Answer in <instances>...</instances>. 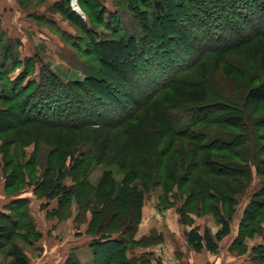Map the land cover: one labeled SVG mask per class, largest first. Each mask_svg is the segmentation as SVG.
Masks as SVG:
<instances>
[{
  "label": "rangeland",
  "instance_id": "374dc122",
  "mask_svg": "<svg viewBox=\"0 0 264 264\" xmlns=\"http://www.w3.org/2000/svg\"><path fill=\"white\" fill-rule=\"evenodd\" d=\"M2 1L4 3H1ZM100 1L106 5L107 11L112 12L118 7L123 16L120 24L128 32L125 33L126 36L132 34L137 19L134 17V12L129 9V1ZM158 1L132 0L131 3L145 11L143 18H147L150 26L167 28L168 36H171L174 39V45H178L181 49L170 55L169 59H173L171 62L178 61L184 56L183 64L189 65L183 70L186 78L183 77V81H175L167 87L165 95H158L153 100L154 107H149L148 104L142 106L141 114L144 117L142 121L147 122L149 127L138 129L142 137L144 134L147 135L140 141V145L138 144L139 148L146 150V153H141V156L149 161L164 160L163 167L167 171L165 173L167 178L164 179L159 172L163 171L162 168L149 164L142 169L148 175L139 176L136 179V181L143 180L148 185L152 184L145 191L142 209L145 203V207L154 209L155 214L149 213L146 224L177 226L180 230L197 228L199 232H202L204 227H209L211 231H214L219 228L220 217L224 215L230 223L231 232L220 243L221 247L216 251L215 260L223 264H250V262L261 264L259 246L264 245V174L257 172L256 166L264 160V103L245 104L244 96L249 86L264 78V8L258 12L260 16L258 23L263 31H255L256 29H252L253 25H248L243 20L244 5L242 6L241 0L219 1L222 6L220 8L215 6L214 2H210L211 0H161L165 9L171 12L170 14L180 12V16L176 18L168 15L158 20L155 26L153 8ZM90 2L92 9H85L81 4L83 10L79 6L82 16L85 17L82 19L97 29L96 33L100 38L117 39L118 33L107 29L102 17L101 23L95 21L98 8L94 0ZM11 4V0H0V31L3 32L4 38L19 40L17 50L21 55H29L34 50L38 51L39 64L55 72L63 82L83 79L90 68H98L102 75L109 72L114 79L118 78L117 71L126 68L123 62L129 55V50L117 44L101 46L96 49L95 54L90 55L83 54L82 51H78L63 40L56 30L58 27L75 34L79 33L78 29L64 15L61 17L58 12L53 11L48 2L29 0L21 4L22 12L19 9H12ZM28 7H34L35 9L32 10L34 13L37 10L43 14L39 17L40 20H29L26 17L25 12L29 11ZM49 18L53 21L49 22ZM108 20L109 24L113 19ZM182 25L190 27L191 39L192 35L197 34L199 40L193 38L195 42L192 40L191 44L183 45L185 39L181 33ZM108 26L114 25L111 23ZM101 58L111 60L109 63L114 65L113 68L110 69L105 65L102 69ZM165 59L168 58L165 57ZM171 62L168 63L171 64L168 68H174V63ZM18 71L19 68L11 76H15ZM129 75L131 74L124 70L118 82L123 89L131 90L132 88L136 98L139 90L127 83L126 78ZM34 76L38 77V74ZM75 90L80 89L75 87L73 91L76 92ZM86 97L89 96L86 94ZM103 98L110 102L111 106L101 105L107 115L103 117L101 115L99 119L107 120L111 115L106 107L113 108L115 101ZM132 101L135 102L137 110L141 106L139 104L143 103L142 100H130ZM204 102H213V105L209 107V114L187 133L188 137L176 131L167 132L168 127H156L158 115L154 108L165 106L171 117L179 119L183 117V113L176 111L178 106ZM220 104H229V106L226 109H220ZM0 107L7 108L12 119L11 129L0 137L1 144L5 140L6 147H10L7 157H13L17 161L36 160V166L25 168V175H20V180L16 176L13 183L18 180L12 189L31 187L34 194L38 192L47 196L41 183L48 177L49 172H58L56 169L58 165L69 170L68 175L63 178L67 187L72 189L85 177L96 186L103 170L113 169L115 177L119 179L131 166L130 161L129 165L126 163L120 170L122 162L125 159L132 160L139 154L136 153L138 151L135 148L131 147L128 136L119 134L118 129L112 128L113 125L89 121L92 118L88 114L89 120L85 119L87 122L83 124H50L45 119H41L43 116L38 118L40 116L38 110L31 113L33 115L30 116L31 119L23 120L24 116L15 99L0 98ZM125 110L128 111V109ZM70 112L67 118L77 119L80 114L77 111ZM221 113L223 115H220ZM226 114L239 115L242 121L227 123L224 118ZM184 117L191 118L189 115ZM64 120L71 122L70 119ZM156 128L159 129L158 132ZM219 134L225 135L226 141L222 139L212 148L209 137ZM97 140L100 142L99 146L94 148L95 152H92V155H87ZM105 142L108 145L104 146L109 147L106 158L110 161L107 164L103 160L101 163L94 162L95 166L92 165L88 171H84L88 162L86 158L92 156L95 158L103 152L101 146ZM69 149L75 150L76 157L73 164L70 163L66 154V150ZM22 151L23 154H21ZM194 151H199V160L195 161L199 167L195 170H187L190 163L194 161V155L191 154ZM2 158L3 153L0 147V161L4 160ZM47 161H49L48 164H46ZM156 165L159 164L156 163ZM46 167L47 171H45ZM11 168L4 167L6 175L4 177H7V172ZM71 198L70 206H64L62 213L67 215L74 208L75 227L86 224L88 229L91 216L87 215L88 212H84L74 196ZM127 205L122 204V207L128 209ZM38 223L40 226V216ZM117 224V220L114 219L112 225ZM149 236V238L140 237L138 244L146 245L161 239L157 232ZM133 246L134 244H130V247ZM27 251L31 256L33 255L32 257L38 254L30 248ZM47 264H52L50 257Z\"/></svg>",
  "mask_w": 264,
  "mask_h": 264
},
{
  "label": "trees",
  "instance_id": "16d2710c",
  "mask_svg": "<svg viewBox=\"0 0 264 264\" xmlns=\"http://www.w3.org/2000/svg\"><path fill=\"white\" fill-rule=\"evenodd\" d=\"M27 1L28 0H19V3L21 5ZM90 1L91 0H77V3L79 6L82 4L85 9H92ZM128 1L129 9L134 12L137 24L133 33L126 36L125 33L128 32H126V29L120 24L122 23L123 16L120 14L121 11L118 10V7L112 12L107 11V7L104 3L100 0H94V3L98 8V12L95 14L97 20L95 19V21L99 23L103 21L107 29H112L114 33H118L119 36L117 39L100 38L98 33H96L97 29L90 26V24H88L89 22L84 21L82 16L71 9L69 0H60L54 4L55 9L64 15V17L78 29V34H70L59 27L56 29L57 32L61 34L62 39L68 42L73 48L80 52L82 51L83 54L90 55L95 54L96 49L104 45L110 46L117 44L121 48L123 47L129 50V55L123 62L126 68L117 71L118 76L116 77L118 78L114 79H112L113 77H111L112 75L109 72L106 76L102 75V72L98 68H90L83 79L63 82L55 72H52L51 70L49 71V68L46 69L43 64H39L40 59L38 53L29 57L22 56L20 51L17 50L20 41L12 38H4L3 32L0 31V98L17 100L18 108L24 116L23 120L31 119L30 116H33L31 113L36 110H38V113L40 114L38 118L43 116L41 119H45L47 123L50 124H83L89 120L87 118L90 115L92 120L89 121L113 125L112 128L118 129L119 134L128 136L130 138L129 142L131 147L138 151H135L136 153H139L132 160L125 159L124 162H122L120 170L125 167L126 163L129 165L130 161L131 166L119 179L115 177L113 169H106L103 170V174L96 186L85 177L82 180H79L71 189L63 182V178L68 175L67 173L69 170L58 165L56 166L58 172H49L48 177L41 183L44 190H46L45 194L47 196L44 195V197L49 199L54 197L57 198L58 207L55 210V213L59 217L65 215L62 213L63 207L70 206L72 196L75 197L76 202L81 205L85 213L88 211L91 212L87 232L98 238L105 239L103 242L95 241L93 244L95 260L98 261L101 257V264H136L135 258L125 259V250L128 246L130 247V244L136 243L134 235L141 220L144 194L146 189L152 185H148V183L146 184L143 180L136 181V179L139 176L143 177L144 175H148V173L146 174L142 169L149 166V164L161 167L163 171L159 172L162 178H167L165 174L167 171L165 170V167H163L164 160H161L160 162L154 160L149 161L141 156V153H146V150L139 148L140 141H142L144 137H147V135L144 134L142 137V133L140 134L138 129L140 127H149L147 122L142 121V118H144L143 114H141L143 109L142 106L148 104L149 107H154V105H152L153 100L156 99L158 95H165L167 87L174 84L175 81H183V77H185L183 75V70L189 65L188 63L183 64L182 61L185 59L184 56L178 61L171 62L173 59H169L171 57L170 55L181 49L178 45H174V39L171 36H168V32L166 31L167 28L150 26L147 18H143L145 11L143 9H138L136 4L131 3L132 0ZM217 1L211 0L210 2H214V5L219 8L222 7L219 4V1L222 0ZM241 3L242 6L244 5L242 14L243 20L248 25H253L252 29H256L255 31H263L261 25L258 23L260 20L258 12L262 11L264 8V4H261L264 3V0H241ZM82 6L81 8L84 10ZM153 9L155 26L158 23V20L163 19L168 15H172L176 18L180 16V12H173V14H170L171 12H168L165 9V5L161 0L154 4ZM31 17L35 20H40L39 16H35L34 14L31 15ZM101 17L102 21L100 20ZM109 18L113 19L111 20V23H113L114 26H108L111 24H108ZM46 22H44V24ZM49 22L52 21L50 20ZM182 27L183 29H181V33L182 37L185 39L183 45L187 46L188 44H191L192 40L195 42L193 38L199 40L197 34H194V36L192 35L191 39L189 34L190 27L185 25H182ZM165 57L168 59H165ZM166 60L167 65H165ZM106 61L107 60H104L103 58L100 59V62L103 65L102 69L105 68V65L109 66L108 68L110 69L111 67L113 68L114 65L112 66V64L109 63L111 60ZM169 62L174 63V68L172 67L173 69L168 68L171 65L168 64ZM18 68L19 71L16 72L15 76H11V74ZM124 70L131 74L126 78L127 83L131 84L136 90H139V95H136V98L132 88L130 90L120 87L121 84L118 82V79H121L120 75ZM36 74H38V77L34 76ZM108 76L110 77L107 78ZM75 87H78L80 90H75L76 92H74L73 88ZM71 92L73 94H71ZM23 93L25 94L23 95ZM86 94L89 97H86ZM122 96L124 97L123 99ZM103 97L115 101V104L112 105L113 108L106 107L109 109L108 111L111 115L107 120L99 119V116L102 115L103 117L107 115V112L103 110L101 105L111 106L109 104L110 102L106 101ZM130 100H142L143 103L141 102V104H139L141 106L137 110L135 102H130ZM65 103L67 104L66 106L63 105ZM244 103H264V78L247 88L244 96ZM212 105L213 102L182 104L178 106V109L176 110L182 111L183 113V117H180L179 119L171 117L169 110L166 109L165 106L156 107L154 108L156 110V115H158V125L156 127H168L167 132L176 131L184 137H188L187 133L190 132L197 123L199 124L206 119L209 114L208 112L210 111L209 107ZM228 106L229 104H220V109H226ZM125 109H128V111L126 112ZM70 111H77L80 113L77 116V119L67 118L70 116ZM184 115H189L191 118L188 119L187 117H184ZM220 115L223 114L221 113ZM65 118L70 119L71 122L64 120ZM224 118H226L225 121H227V123L242 121L239 115L226 114ZM11 126L12 119L10 113L7 108L0 107V137H2V134L9 131ZM157 128L156 130L158 132L159 129ZM225 137L226 136L223 134L210 136L209 139L211 140V145H213L212 148L215 147L216 143H220L222 139V141H226L224 139ZM1 141L2 139H0V147L2 148L4 167H12L9 172H7V177H5L6 189L11 193H16L20 188L17 187V190L12 188L17 183L19 177L25 175V168L30 166L32 168V165L36 166V160L28 159L23 160V162L22 160L17 161L13 157L8 158V150L10 147H6L7 142L5 140L2 144ZM99 144L100 142L97 140L93 145V149L90 148L87 155H92V152H95L94 148L98 147ZM104 145H108V143L105 142V144H102L101 149L103 152H100L95 158L93 156L86 158L88 162L84 171H88L89 168L94 165V162L101 163L103 160L104 163L107 164V162L110 161L106 158L109 147ZM149 145L151 144L149 143ZM199 151L191 153L194 155V161L190 163V167L187 168V170H195L199 167L195 162L196 160H199ZM21 154H23V151ZM66 154L68 155L70 163L73 164L76 157L75 150H66ZM48 163L49 161L46 162V164ZM156 163L159 165H156ZM47 170L48 168L46 167L45 171ZM256 171L264 174V160L256 166ZM16 176L18 179L16 180V183H13ZM24 183L27 184V182ZM153 183H155V181H153ZM35 194L37 196H43L38 192ZM125 203L128 204V209L122 207V204ZM27 204L28 202L26 199L12 200L8 205L10 213L6 214L0 212V246L4 245L5 242L12 240L19 227H25L29 230L32 226V222L28 217ZM19 208H22V215L14 218L11 212ZM114 219L118 222L115 226L112 225ZM219 222L220 226L214 234L211 233L208 227H204L202 232H199L197 228H191L186 233L188 241L194 250L201 251L206 249L211 252H216L218 250L219 242L231 232L230 223L224 215L220 217ZM114 234H117V237L111 239ZM259 250H261L259 256L261 264H264V245L259 246ZM7 254L13 257L15 264H28L27 258L22 254L21 249L17 245H12L11 248L8 249ZM64 264L78 263L70 257ZM97 264H100V260Z\"/></svg>",
  "mask_w": 264,
  "mask_h": 264
},
{
  "label": "crops",
  "instance_id": "0c3cea01",
  "mask_svg": "<svg viewBox=\"0 0 264 264\" xmlns=\"http://www.w3.org/2000/svg\"><path fill=\"white\" fill-rule=\"evenodd\" d=\"M11 1L13 4H11L12 9H19L20 12H22L23 8L21 7L19 0ZM42 1L43 3L48 2L50 8L53 9V11L58 12L62 17V14L54 7V4L60 0ZM1 3L4 2L2 1ZM5 5L3 6L4 8L7 6ZM28 8L29 11H26L25 13L29 20L34 19L31 17V14H35V16L39 17L43 15L37 10H35L34 13V11H32L35 9L34 7ZM49 19L53 21L51 18ZM62 29L70 34H75L74 32H69L65 28ZM36 53L40 55L38 51L34 50L29 55L22 56H34ZM3 169L4 163L3 161H0V212L6 214L10 213L8 205L12 200L26 199L28 202V217L32 222V226L29 230L25 227H19L12 240L7 241L4 245L0 246V264H15L13 257L7 254L8 249H10L12 245H17L21 249L22 254H24L28 260V264H47L49 257L52 264H64L70 257H72V259L78 264H97L99 260L100 264L102 263L101 257L98 261L95 260L93 244L95 241L103 242L105 239L98 238L97 236L88 233L86 224H83V226L80 227H75L74 208H72L71 213L59 217L55 213V210L58 207V200L56 197L49 199L44 196H37L33 193L31 187L20 189L16 193L7 191ZM154 211V209H147L144 203L142 217L134 235L136 243L133 247L128 246L126 248L125 259L135 258L136 264H223V262L215 260L216 252H211L206 249L196 251L192 248L186 235L190 229L180 230L177 226H151L150 224H146L148 223V216H150L149 213L155 214ZM11 214L14 218L20 217L22 215V208L12 211ZM87 215L91 216V212L88 211ZM39 216L41 218L40 226L38 223ZM217 229L218 228L214 231H210L214 234ZM153 232H157L161 239H158L157 242L148 243L146 245L138 244L140 237L144 236L149 238V235ZM116 237L117 234H114L111 239ZM223 239L219 242L218 250L221 247L220 243ZM28 248L33 249L38 252V254L35 257H32L33 255L31 256L27 251Z\"/></svg>",
  "mask_w": 264,
  "mask_h": 264
},
{
  "label": "built area",
  "instance_id": "2783aa9c",
  "mask_svg": "<svg viewBox=\"0 0 264 264\" xmlns=\"http://www.w3.org/2000/svg\"><path fill=\"white\" fill-rule=\"evenodd\" d=\"M70 5L75 12H80L77 0H70Z\"/></svg>",
  "mask_w": 264,
  "mask_h": 264
},
{
  "label": "water",
  "instance_id": "95a60500",
  "mask_svg": "<svg viewBox=\"0 0 264 264\" xmlns=\"http://www.w3.org/2000/svg\"><path fill=\"white\" fill-rule=\"evenodd\" d=\"M77 13L80 14V15H83L81 11L80 12H77Z\"/></svg>",
  "mask_w": 264,
  "mask_h": 264
}]
</instances>
